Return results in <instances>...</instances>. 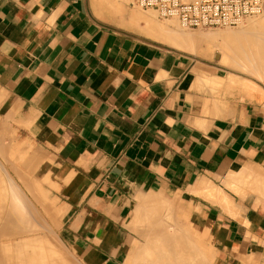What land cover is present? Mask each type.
<instances>
[{
  "label": "crops",
  "instance_id": "0c3cea01",
  "mask_svg": "<svg viewBox=\"0 0 264 264\" xmlns=\"http://www.w3.org/2000/svg\"><path fill=\"white\" fill-rule=\"evenodd\" d=\"M101 1L0 0V264H264V69Z\"/></svg>",
  "mask_w": 264,
  "mask_h": 264
},
{
  "label": "bare ground",
  "instance_id": "6f19581e",
  "mask_svg": "<svg viewBox=\"0 0 264 264\" xmlns=\"http://www.w3.org/2000/svg\"><path fill=\"white\" fill-rule=\"evenodd\" d=\"M103 1H106L107 2V4H108V6H110V8L111 9H120L121 11H122V9L121 8H118V7H120L119 5V3L118 4H116V3H114V2H110V1H107V0H103ZM109 8V7H108ZM122 8H124V7H122ZM117 10V11H118ZM263 10H264V6H263ZM111 12V11H110ZM263 12V11H262ZM261 12V13H262ZM260 13V14H261ZM257 15H259V14H257ZM249 17V16H248ZM248 17H246V18H248ZM131 18V17H130ZM134 18V19H133ZM140 18H144V19H148V17H147V15H144V13H141V12H135V16H133L131 19H133V20H135V21H137V19L138 20H140ZM147 27H146V29H145V31H147V33H148V35L149 36H152V38H155L156 40H159V41H161V42H163V43H166V44H169L170 46H173V47H178V48H183V49H185V50H188L189 52H194L195 51V48H196V45H197V40H196V38H194L193 37V35L192 34H189V33H186V32H180L177 28H175L174 27V25L172 24V25H170V26H168V27H166V28H161V27H159L157 24H155V22H153V20H147ZM242 22V21H241ZM240 22V23H241ZM138 23V22H137ZM243 24V23H242ZM245 34H247V35H250V36H245ZM198 36H201L202 38H207V39H212L214 36H218L219 38H220V40H221V43H220V45H219V47L220 48H222V49H224V50H227L228 52H229V55L231 56V58L230 59H232V62H235V61H237V62H249V63H257V62H263V64H264V17H262L260 20L259 19H257L256 21L254 20V19H248L247 20V22L245 23V24H243V26H242V28H240V29H237V30H233V29H230V28H225V29H222V30H219V31H216V32H214V33H208V34H205V35H202V34H200V35H198ZM229 60V59H228ZM229 62H230V60H229ZM231 62V63H232ZM237 62H235V64L237 63ZM248 63V64H249ZM232 64H234V63H232ZM239 64V63H238ZM255 65V64H254ZM0 178H2V177H0ZM2 182H4L3 180H2ZM1 182V180H0V189H3V190H5V191H7V189H6V187H5V185L3 184ZM17 187H14V185L13 184H11V190H13V195L14 194H18V192L20 191L19 189L17 190L16 189ZM160 203V202H159ZM12 210L10 211L11 212V218L12 219H17V217L19 216V214H17L16 215V213H17V211H16V207L14 206V207H12L11 208ZM18 213H20V211H18ZM12 216H14V218L12 217ZM15 216H16V218H15ZM158 216V215H157ZM156 216V217H157ZM18 220H19V218H18ZM158 220H160L159 218H158ZM156 221H157V219H156ZM162 223H163V221H162ZM162 225V224H161ZM167 226H168V224H166ZM165 225V226H166ZM165 227V229L161 232V234L163 233V237H165L166 235H167V233L168 232H170V231H168V227ZM172 226H173V223H172ZM175 226V225H174ZM173 226V231H174V227ZM177 226V225H176ZM178 227V226H177ZM176 227V228H177ZM155 230H156V228L155 227H153ZM164 228V227H163ZM168 228V229H167ZM171 228V227H170ZM151 230H152V228H150ZM149 229V230H150ZM167 229V230H166ZM178 229V228H177ZM186 229V228H185ZM180 230V229H179ZM178 230V232H179V234L184 238V236H188L187 234L189 233H186V232H184L185 234H183V233H180V231ZM164 231L166 232V233H164ZM168 231V232H167ZM154 232H156V231H154ZM152 233V234H148V233H150V232H148L147 234H148V236H150V235H152V236H157L156 234L157 233ZM175 232H177L176 231V229H175V231L173 232V233H175ZM178 232L177 233H175V235L176 234H178ZM146 233V232H145ZM164 234H166L165 236H164ZM183 234V235H182ZM159 236H161L160 235V233L158 234ZM170 234H168L167 236H166V241H167V237H168V240L170 239L171 240V238H173L174 236H173V234L172 235H170V236H172V237H170L169 236ZM179 235V236H180ZM190 235V234H189ZM191 236V235H190ZM147 237V236H146ZM151 237V236H150ZM170 237V238H169ZM178 237V235L176 236V237H174L173 238V240H171L170 241V243H168V241L166 242V243H168V244H172L171 242H173L174 240V243H175V245H174V243L171 245V246H169L168 244H167V246H169V249H168V251L167 252H165V253H161L162 251H165L164 249L165 248H168L167 246L160 252L158 249H159V247H156L157 245H158V243L160 242V241H162V240H160L157 244H156V241H155V252H156V258L158 257V259H157V261L156 262H154V260L156 259V258H154V260L153 259H151V257H149V255L147 256H144L145 255V251H143V253L142 254H144L143 256H138V257H135V255L138 253V251H137V253L134 255V257L135 258H137V259H135L134 257V260H136V261H134L135 262V264H149V262H148V259L151 261V263L150 264H152V260H153V264H159V263H161V261L162 262H164L163 261V257H164V254H166L165 255V257L164 258H166V260H167V258H168V263L169 264H187L186 262H192V264H195V262H197V261H199V262H197L198 264H201V263H203L204 262V259H207V258H204V259H202V257H200V255L199 256H197L198 254H200L199 253V251H193V250H195V249H197L198 250V248H195V247H197L196 246V244H194V246L192 245L193 244V242H191L190 244H191V246H193L194 247V249L192 250V247H191V249L190 250H192V251H188V247H187V244L186 243H188L187 242V240L188 239H183L182 237H179V238H181L182 239V241H179V238H177ZM145 238V237H144ZM186 238H188V237H186ZM190 238V237H189ZM148 239V238H147ZM151 239V238H150ZM154 239V238H153ZM180 239V240H181ZM191 239V241H193L192 240V238H190ZM189 239V240H190ZM146 240V239H145ZM156 240H158V238L156 239ZM176 240H178V241H176ZM183 240H186V242L184 241L183 242ZM147 241V240H146ZM164 241V240H163ZM163 241H162V243H163ZM145 242V241H144ZM148 242V241H147ZM152 242H154V241H152ZM165 242V241H164ZM178 242H179V244H178ZM182 242L183 243H185V247H187V248H184V245L182 244ZM148 244H150L149 242H148ZM148 244H146V246L148 245ZM154 243H151V245H153ZM182 245V248L183 249H180L181 246ZM189 245V244H188ZM144 246V245H143ZM143 246H142V248H140L141 249V251H142V249H143ZM159 246H161V243H160V245ZM190 246V245H189ZM149 247V246H148ZM154 247V245L153 246H150V249L151 248H153ZM190 248V247H189ZM139 249V250H140ZM145 249H146V247H145ZM187 249V250H186ZM200 249V248H199ZM148 249H146V251H147ZM167 250V249H166ZM183 251V253H184V250H185V255H183V253H182V251ZM151 251V250H150ZM189 253H188V252ZM145 252V253H144ZM153 252V251H152ZM155 252H153L154 253V255H155ZM198 252V254L196 255V253ZM202 252V251H201ZM141 253V252H140ZM140 253H138L137 255H139ZM147 253H149V251L147 252ZM186 253H188L187 255H186ZM191 253V254H190ZM150 254H151V252H150ZM141 255V254H140ZM158 255V256H157ZM161 256V257H160ZM205 256V255H204ZM203 256V257H204ZM149 257V258H148ZM160 257V258H159ZM198 257V259H197V261H196V258ZM200 257V258H199ZM202 259V260H201ZM159 261V263H157ZM203 261V262H202ZM206 261V260H205ZM188 262V263H189ZM196 263V264H197ZM161 264H165V262L164 263H161ZM203 264H210V261L208 260V261H206L205 263H203Z\"/></svg>",
  "mask_w": 264,
  "mask_h": 264
},
{
  "label": "built area",
  "instance_id": "2783aa9c",
  "mask_svg": "<svg viewBox=\"0 0 264 264\" xmlns=\"http://www.w3.org/2000/svg\"><path fill=\"white\" fill-rule=\"evenodd\" d=\"M154 9L161 18H176L183 27L210 28L238 25L263 11L264 0H128Z\"/></svg>",
  "mask_w": 264,
  "mask_h": 264
},
{
  "label": "rangeland",
  "instance_id": "374dc122",
  "mask_svg": "<svg viewBox=\"0 0 264 264\" xmlns=\"http://www.w3.org/2000/svg\"><path fill=\"white\" fill-rule=\"evenodd\" d=\"M107 1H112V2H114V3H116V4H118L117 2H119V6L120 7H118V8H121L122 9V11L119 9H112L113 10V12L114 11H117L118 13H123V12H125V9L124 8H122V7H124L123 5H122V3L123 2H126V0H107ZM101 2H106V1H101ZM106 6V8H107V10H108V12L110 13V9L108 8L109 6H108V4L107 5H105ZM136 9H138V11H135V12H141V13H144V15H146L145 13L146 12H148L149 14H150V16L148 17V19L149 20H153V22H155V24H157L159 27H161V28H166V27H168V26H170V25H174V27L175 28H177L180 32H186V33H189V34H192L193 35V37L194 38H196V40H197V43H199L202 39V37L201 36H198V35H195V34H197V32H201V34L202 35H205V34H208V33H214V32H216V31H219V30H222V29H225V28H230V29H233V30H237V29H240V28H242V26H243V24H245L246 23V21L248 20V19H254L255 21L257 20V19H261L262 17H264V10H263V12L261 13V14H259V15H256V16H249L248 18H245L241 23H239L238 25H235V26H221V27H208V28H187V27H183V26H181V24L179 23V21H178V19H176V18H161L160 16H159V14H158V12L156 11V10H154V9H143V8H139V7H136ZM161 22V23H160ZM162 23H165V24H162ZM243 23V24H242ZM203 30H206V32L205 31H203ZM208 30V31H207ZM200 35V34H199ZM203 39H205V38H203ZM207 39V38H206ZM213 40L215 39L216 40V42H215V44L217 45V46H219L220 45V43H221V40H220V38L218 37V36H214L213 38H212ZM166 44V43H165ZM167 45H169V44H167ZM170 46V45H169ZM171 47H173V46H171ZM174 48H176V47H174ZM177 49H179V50H183V51H186V52H189L188 50H185V49H183V48H178L177 47ZM191 53H193V52H191ZM244 62V61H243ZM249 63V62H248ZM251 64H255V65H257V66H259V67H261L262 69H264V64H263V62H257V63H251ZM231 65H233V64H231ZM0 177H2V178H0V180H1V182H2V180L4 181V182H2L4 185L6 184V182H5V178L1 175V173H0ZM12 183H10L9 185H8V183L5 185V187H6V189H7V193H8V200H16L15 198H14V195H13V190H11V185ZM17 202H15V207H16V211L18 210V211H20L19 210V207L22 205V203L21 202H18V200H16ZM12 207H14V205H11ZM8 208V207H7ZM12 209H9V212L11 211ZM18 211H17V213H16V215L17 214H19V216L17 217V219H15V220H18V218L19 217H21L20 216V213H18ZM13 218H14V216H12ZM15 218H16V216H15ZM7 219L5 218V216H3V217H0V222L1 221H6ZM10 221H8L9 223L10 222H14L15 220L14 219H9ZM20 220V219H19ZM19 227H17V228H12V227H10V228H8V231L10 230L11 231V233L10 234H7V235H14V234H18V233H20V230L18 229ZM16 231H19L18 233H16ZM6 234V233H5ZM27 243H29V242H27ZM33 244L34 243H30V244H28L29 246H32L33 247ZM18 245V244H17ZM40 248L41 249H43V247L42 246H40ZM41 249H39V251L41 250ZM10 255H11V258L12 259H14L15 257H14V254H13V252L11 251V253H10Z\"/></svg>",
  "mask_w": 264,
  "mask_h": 264
}]
</instances>
